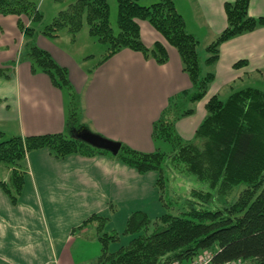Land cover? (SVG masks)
I'll list each match as a JSON object with an SVG mask.
<instances>
[{"label":"trees","instance_id":"16d2710c","mask_svg":"<svg viewBox=\"0 0 264 264\" xmlns=\"http://www.w3.org/2000/svg\"><path fill=\"white\" fill-rule=\"evenodd\" d=\"M117 2L115 32L108 0H70L46 24L43 13L32 1L0 0V14L25 15L31 21L30 25L22 19L18 21L25 37L21 59L31 63L33 72L48 74L53 84L66 92L68 101L65 132L6 137L0 131V166L9 171L8 179H1L2 188L13 203L19 200L29 172L27 154L31 150L49 148L58 158L71 153L109 154L140 173L156 171L159 199L166 211L156 218L134 211L121 233L105 229L107 216H90L80 227L97 226L96 236L102 246L99 264H165L174 260L186 263L202 252L212 253L215 263L239 260L264 264V79L256 86L233 89L226 99L213 95L193 139L184 140L176 131L177 121L195 111L194 104L205 96L214 80L221 43L264 27V17L249 14L250 0L226 2L227 26L206 45L207 56L203 58L201 42L187 30L174 0L150 5H142L139 0ZM138 20L149 21L178 50L192 86L171 96L153 123V138L169 143L171 151L143 152L121 143L119 152L113 154L73 136L79 129L90 130L83 122L80 96L71 84L67 68L39 47L36 38L43 34L56 39L66 28L75 39L86 21L90 35L107 45L100 63L123 48L165 63L169 58L166 47L160 41L147 47ZM35 22L38 27L31 26ZM9 70L0 67V76H8ZM168 172L195 175L211 190L193 188L185 199L177 195L167 200ZM239 184L246 187L233 203L217 210L202 208V202L226 196ZM122 236L131 238L115 251L110 250V245L120 242Z\"/></svg>","mask_w":264,"mask_h":264},{"label":"crops","instance_id":"0c3cea01","mask_svg":"<svg viewBox=\"0 0 264 264\" xmlns=\"http://www.w3.org/2000/svg\"><path fill=\"white\" fill-rule=\"evenodd\" d=\"M174 1L206 54V45L227 26L225 3L234 0H181L182 7ZM249 14L264 17V0H250ZM18 21L13 14H0V67L10 68L8 76H0V131L6 137L65 132L67 94L48 74L33 72L31 63L21 59L25 37ZM138 22L147 47L157 41L166 47L165 63L123 48L89 68L58 44L60 37L40 34L36 43L67 68L90 131L152 152L167 147V142L153 138V123L170 97L190 89L192 82L178 50L147 20ZM239 61L243 63L235 66ZM214 71L209 91L198 101L199 114L194 111L177 121L182 138L194 135L213 95L224 94L231 86L235 89L248 78L264 79V27L222 42ZM27 164L29 172L16 203L0 184V264H99L102 246L97 226L80 227L90 216H107L105 229L121 233L134 211L151 218L164 212L156 186L158 173H140L109 154L71 153L58 158L49 148H39L28 152ZM8 175L0 166V182ZM123 237L110 250L118 249L126 241Z\"/></svg>","mask_w":264,"mask_h":264},{"label":"rangeland","instance_id":"374dc122","mask_svg":"<svg viewBox=\"0 0 264 264\" xmlns=\"http://www.w3.org/2000/svg\"><path fill=\"white\" fill-rule=\"evenodd\" d=\"M29 1H32L34 4H36L38 6V8L41 10V12L43 13L44 24L51 22L52 19L58 14V12L60 10H62L63 8H65L70 3V0H29ZM154 1H159V0H154ZM108 2L110 5V20H111L112 26L114 28V31L117 32L118 31V26H117L118 2H117V0H108ZM139 2L142 5H145L144 3H150V4L153 3V2H151V0H139ZM177 2L182 7L181 0H177ZM15 16H17V15H15ZM17 17H18V19H22L24 22L25 21L28 22L30 20L25 15H22L21 17H19V16H17ZM38 25L39 24L37 22H35L31 26L38 27ZM18 28L20 29V27H18ZM76 36L77 37L75 39H73L71 34L67 31V29L63 28L59 34V37L61 39H58V44L62 45L68 51H70L72 54H74L75 56L82 59L81 61H83L84 65L86 67H89V68L94 67V65H96V63H98L102 59L103 55L106 53L107 45L99 42L96 37L90 36L89 27H88V24L86 21L84 22L82 29L79 31V33ZM89 38H91V40H93V41L89 40ZM200 50H201V55L203 57L204 56L203 54H205V53L203 51V54H202V49H200ZM261 83H263V80L256 79V78H250V79L248 78V80L246 81L245 84L239 85L240 83H238L237 84L238 86L236 88H240L243 86H249V85L250 86H256V85H259ZM230 88H231V90L228 89V92H226L224 94H220L219 96L222 99H226L228 97L229 93L232 92V90L234 89V88L232 89V86ZM205 96H206V94H205ZM205 96L203 98H205ZM200 102L197 101L194 104V110L196 112L195 113L196 115L199 114V112H200V108H199V105L201 104ZM203 110H204V112L206 111L205 114H207V110H205V109H203ZM204 118H205V116H204ZM203 119H202V121H203ZM176 131L179 132L177 129V123H176ZM194 137H195V133L190 139H185L184 137H183V139L184 140H191ZM166 146L167 147H165V149L163 151H166V152L171 151L172 146L169 143H166ZM167 148L169 150H167ZM168 174H169V176H168L169 181H168V191H167V195H166L167 200H169L171 198L174 199L177 195L182 196V198L185 199L186 195L189 194L193 188L202 189L205 191H209V189H210L206 183H203L202 181H200L195 175L188 174L186 172H184V173L168 172ZM245 187H246L245 184L236 185L232 189L230 194H228L226 196H219V197L214 196L210 200V202H202L203 203L202 208H205V209L207 208L210 210H217L218 208L223 207L224 204L233 203L238 198L240 192H242ZM164 211H166V209ZM123 238H126V241L123 240L122 242H124V243H122L121 245H125L128 242L127 240H129L131 237L130 236H124ZM115 243H117V242H115ZM112 244H114V243H112ZM243 264H250V262H245Z\"/></svg>","mask_w":264,"mask_h":264},{"label":"water","instance_id":"95a60500","mask_svg":"<svg viewBox=\"0 0 264 264\" xmlns=\"http://www.w3.org/2000/svg\"><path fill=\"white\" fill-rule=\"evenodd\" d=\"M73 136L86 141L94 147L108 150L113 154H117L121 149L120 142L110 140L87 129H79L73 134Z\"/></svg>","mask_w":264,"mask_h":264},{"label":"built area","instance_id":"2783aa9c","mask_svg":"<svg viewBox=\"0 0 264 264\" xmlns=\"http://www.w3.org/2000/svg\"><path fill=\"white\" fill-rule=\"evenodd\" d=\"M165 264H241V261L229 260V261H225L222 263H215L213 260L212 253L203 252L186 263H183L180 260H174V261L167 262Z\"/></svg>","mask_w":264,"mask_h":264}]
</instances>
